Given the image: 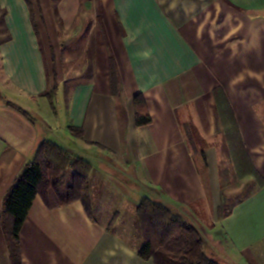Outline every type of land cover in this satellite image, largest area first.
Here are the masks:
<instances>
[{
	"label": "crops",
	"instance_id": "crops-1",
	"mask_svg": "<svg viewBox=\"0 0 264 264\" xmlns=\"http://www.w3.org/2000/svg\"><path fill=\"white\" fill-rule=\"evenodd\" d=\"M0 10V264H12L4 199L44 141L90 163L99 194L93 218L81 201L50 208L38 195L22 264H154L138 256L136 229L130 240L109 224L144 197L194 226L209 257L264 264V186L219 216L226 125L215 95L264 182V0H0ZM139 94L152 119L142 127Z\"/></svg>",
	"mask_w": 264,
	"mask_h": 264
},
{
	"label": "trees",
	"instance_id": "trees-1",
	"mask_svg": "<svg viewBox=\"0 0 264 264\" xmlns=\"http://www.w3.org/2000/svg\"><path fill=\"white\" fill-rule=\"evenodd\" d=\"M4 14L0 10V25ZM9 38L10 36L7 37ZM111 83L113 93L117 95L119 85L114 67L111 68ZM49 95L53 105V93ZM215 95L226 125L224 148L219 151V181L223 196L219 216L223 218L231 212L227 209L224 196L227 187L245 177H253L262 186L264 182L249 165L234 113L223 90H217ZM134 102L137 126L149 125L152 119L144 97L139 94ZM194 137H199V134H194ZM194 137L189 134L191 141ZM91 171L90 163L70 155L50 141L39 145L33 159L17 177L3 203L2 224L12 264H22L20 233L38 195L50 208L80 200L88 215L92 216L89 183ZM136 214L138 229L144 238V244L137 254L143 260H153L154 264H222L218 259L208 256L199 231L181 216L172 213L164 204L144 197L136 207Z\"/></svg>",
	"mask_w": 264,
	"mask_h": 264
},
{
	"label": "rangeland",
	"instance_id": "rangeland-1",
	"mask_svg": "<svg viewBox=\"0 0 264 264\" xmlns=\"http://www.w3.org/2000/svg\"><path fill=\"white\" fill-rule=\"evenodd\" d=\"M1 28H2V26L0 25V30H2ZM65 51H66V49H65ZM111 175L115 181L117 180L118 184H120L122 186L123 185L129 186V187L131 186L130 182L128 181V178L123 176V174L114 175L111 173ZM89 183H90V194H91L92 203H93L92 216L91 217L89 216V217L93 218L94 205H95V202H97V200L94 198V196L96 195V193L97 194H99V193L97 192V189H96L95 193H94L95 195L93 196L91 178H90ZM258 186H259V181L255 180L253 177L252 178L251 177H245L243 179H240V181L238 183L227 187L224 190V196H225L226 200L229 202V204H231L232 202L240 200L242 197L249 194L251 191L257 189ZM99 198H98V201H100ZM78 201H80V200H78ZM124 205H126V204H124ZM226 206L227 207L229 206L228 203ZM125 209H126L125 213H120V215H118L117 214L118 212H117L116 214H114L112 216V219L109 222L110 226L117 228L119 234H122V236L127 237L128 239L130 238V240H131V238L133 239L134 229H136L138 231V235L140 236L139 242L144 243L143 235H142L141 231L138 229V220H137L136 208H134V206H132V205L127 204L125 206ZM137 241H138V238H137ZM221 263L223 264V262H221Z\"/></svg>",
	"mask_w": 264,
	"mask_h": 264
}]
</instances>
